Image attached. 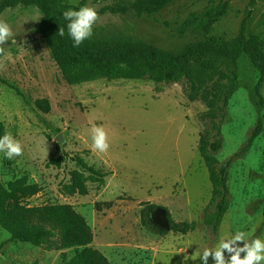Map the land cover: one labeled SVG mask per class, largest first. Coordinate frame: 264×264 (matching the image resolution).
I'll list each match as a JSON object with an SVG mask.
<instances>
[{
	"label": "rangeland",
	"instance_id": "374dc122",
	"mask_svg": "<svg viewBox=\"0 0 264 264\" xmlns=\"http://www.w3.org/2000/svg\"><path fill=\"white\" fill-rule=\"evenodd\" d=\"M138 1L64 0L56 9L63 14L94 7L99 19L86 39L94 44H144L179 52L191 43L232 41L244 21L247 36L264 43V0H175L151 15ZM228 1L226 15L208 31L207 19H201L181 33L187 20ZM43 16L36 7L0 16L17 42L0 45V123L23 147V154L11 160L0 153V188L26 177L42 189L23 202L26 206L71 205L90 226L93 247L111 264H183L185 256L195 258L238 230L248 239H264V83L259 86L260 75L250 59L242 55L235 65L223 66L195 101L189 99L191 86L185 80L159 85L98 80L71 86L40 34ZM38 100L49 101V114L37 108ZM94 124L108 134L106 153L91 150ZM201 137L220 145L218 167L228 168L229 209L217 232L205 224L215 204L199 150ZM76 156L107 173L104 185H90L85 197L59 192L77 168L71 161ZM61 157L64 162L57 166L53 161ZM164 210L173 220L170 225ZM187 226L193 231L180 232ZM53 233L40 247L10 241L0 226V264H63L75 250L53 249ZM187 264L201 261L189 259ZM208 264H214L211 257Z\"/></svg>",
	"mask_w": 264,
	"mask_h": 264
},
{
	"label": "trees",
	"instance_id": "16d2710c",
	"mask_svg": "<svg viewBox=\"0 0 264 264\" xmlns=\"http://www.w3.org/2000/svg\"><path fill=\"white\" fill-rule=\"evenodd\" d=\"M64 0H0V16L7 10L19 7H36L43 13L40 34L51 51L63 79L68 85L77 86L98 80L106 81H151L156 85L178 83L183 80L191 86L189 99L195 101L201 89L212 83L223 66L229 67L237 63L242 55H246L260 75L259 86L264 83V43L259 37L247 36L246 21L232 41L208 40L191 43L179 52H164L144 44L101 45L84 40L78 47L68 35L67 21L56 9V4L63 7ZM175 0H139L137 6L149 15L157 14L171 5ZM230 2L218 9L204 12L192 20H187L181 33L195 25L201 19H207L204 31L224 17ZM64 29V36L59 29ZM198 92L197 96H193ZM37 108L44 114L51 111L48 100L36 101ZM259 127L254 132L257 135ZM6 129L0 123V136ZM200 154L208 168L213 185L211 203L215 204V212L206 216L205 224L217 232L229 209L227 166L218 167L219 161L215 153L220 145L210 143L204 137L200 139ZM85 154L88 151H84ZM77 168L70 171L68 183L61 184L60 194L65 196H88L90 185L103 186L107 173L89 166L83 157L72 159ZM57 166L64 162L61 157L53 161ZM80 168V169H79ZM42 189L37 184L28 182L26 177L8 184L7 189L0 188V226L10 234V241L31 243L45 246L57 233L56 246L53 249L75 250V255L63 261V264H111L104 254L93 247V232L85 218L75 211L71 205H45L28 207L23 202L38 195ZM111 206V204H109ZM157 209V206H151ZM168 224H172L170 213L164 210ZM264 218V210H263ZM142 223L145 225L143 213ZM174 227H178L174 225ZM193 231L187 226L181 228L183 234Z\"/></svg>",
	"mask_w": 264,
	"mask_h": 264
},
{
	"label": "clouds",
	"instance_id": "9594fccd",
	"mask_svg": "<svg viewBox=\"0 0 264 264\" xmlns=\"http://www.w3.org/2000/svg\"><path fill=\"white\" fill-rule=\"evenodd\" d=\"M63 18L68 22L67 31L73 41V47L80 46L84 40L90 38L93 34V25L98 21L99 14L94 7L87 5L80 6L78 10L72 8L63 12ZM59 35L64 36L63 28L59 29ZM16 44L13 39V32L9 23L0 19V45L10 41ZM0 52L3 49L0 48ZM91 150L96 153H106L109 150L108 134L103 126L92 125L90 128ZM0 153H3L6 159H13L23 154L21 143L10 133L0 136ZM36 177L33 175V179ZM241 244L243 246H241ZM225 252L228 257H225ZM244 253V256H241ZM209 257L214 264H264V239L255 237L248 239L247 233L238 230L231 238H221L215 248L205 247L202 252L192 256H185L183 264H187L189 259H199L201 264H208Z\"/></svg>",
	"mask_w": 264,
	"mask_h": 264
},
{
	"label": "water",
	"instance_id": "95a60500",
	"mask_svg": "<svg viewBox=\"0 0 264 264\" xmlns=\"http://www.w3.org/2000/svg\"><path fill=\"white\" fill-rule=\"evenodd\" d=\"M59 140H61V138Z\"/></svg>",
	"mask_w": 264,
	"mask_h": 264
}]
</instances>
